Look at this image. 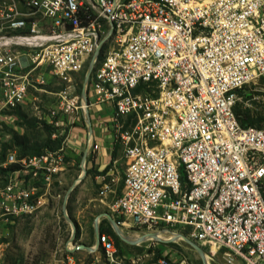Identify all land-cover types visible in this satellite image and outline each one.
Listing matches in <instances>:
<instances>
[{
    "label": "built area",
    "instance_id": "1",
    "mask_svg": "<svg viewBox=\"0 0 264 264\" xmlns=\"http://www.w3.org/2000/svg\"><path fill=\"white\" fill-rule=\"evenodd\" d=\"M0 41V237L12 220L48 205L70 168L58 111L74 123L93 105H111L126 160L111 207L139 232L134 239L187 237L224 250L230 263L264 264V127H243L236 113L264 78V0H0ZM12 47L29 50L33 67ZM43 67L69 85L83 76L88 100L66 85L58 110L35 106L61 139L57 149L4 152L13 112L30 87L46 84L36 76ZM87 164L78 162L75 182ZM119 181L104 179L100 195ZM96 243L104 259L89 264H195L182 255L122 256L100 229Z\"/></svg>",
    "mask_w": 264,
    "mask_h": 264
},
{
    "label": "rangeland",
    "instance_id": "2",
    "mask_svg": "<svg viewBox=\"0 0 264 264\" xmlns=\"http://www.w3.org/2000/svg\"><path fill=\"white\" fill-rule=\"evenodd\" d=\"M75 81L77 91H80L83 76L75 75ZM61 82L55 78L51 86L53 89H62L66 82ZM250 89L251 92L238 102L236 111L240 114L241 122L249 119V116L256 117L257 122L252 126L264 127V78L258 79ZM56 102L57 100H39L37 106L42 114H48L46 105L51 106ZM36 113L37 110L29 103L24 104L13 112L12 121L2 133L5 148L15 150L19 157L57 149L61 145L58 141L60 138H52V132L50 135L46 129V122H39ZM59 114L60 111L57 116ZM118 157L117 173L122 178L126 161L122 158V152ZM77 164L78 162L61 177L63 181L55 186V195L48 205L35 214L20 216L7 224L0 237V264H70L68 257L72 258V264H89L95 258L102 261L104 251L96 243L97 228L109 234L116 248L126 257H139L156 262L161 256L182 255L189 257L195 264H246L238 260L230 263V257L224 250L215 251L209 247L203 248V253L206 254L204 258L195 248L182 240L169 245L161 242L157 244L151 240H145L139 245L132 243L139 232L133 229L122 215L111 209L113 202L121 194V182L113 186L116 191L110 194L112 199L109 206L105 203V197L100 195V184L96 182L92 171H87L84 178L72 188L79 175ZM106 213H109L116 222L125 221L123 224L125 239L111 225ZM81 243L86 244L87 251L72 250Z\"/></svg>",
    "mask_w": 264,
    "mask_h": 264
},
{
    "label": "crops",
    "instance_id": "3",
    "mask_svg": "<svg viewBox=\"0 0 264 264\" xmlns=\"http://www.w3.org/2000/svg\"><path fill=\"white\" fill-rule=\"evenodd\" d=\"M12 48L20 54L24 66L33 67L34 64L31 61L29 50L25 48ZM41 74L44 75L46 84L30 87L26 97V103H29L33 108H35V106L39 104V100H57V102L53 103L51 106L46 105L49 114L52 109L58 110V93L61 89H53V86H51L55 77L52 75L50 70L43 67L42 70L37 71L36 76ZM57 81L62 83L60 80ZM64 84L65 86L69 85L67 83ZM69 86L71 87V93L83 95V86L80 91H77L76 81ZM112 113L113 107L111 105H93L85 114L80 112L75 118L74 123H71L69 117L64 116L62 113L58 115L65 119V122L68 123L65 126V129L68 133L67 146L70 156V168L72 166H76V163L80 160L86 159L88 161L87 171H92L96 182L100 184V189L101 183L104 179L109 181L111 178L116 177L117 179H121L120 182L122 184V178L117 173L119 170L118 156L121 152L122 158H124V155L122 146L116 141L115 131L110 124ZM90 134H92L91 138ZM93 144H98L99 148L88 152L87 148L92 147ZM104 199L106 200L105 203L111 206L110 204L112 198L110 197V194L105 196ZM121 255L125 256L123 254ZM97 260L99 259L95 258V260H92L91 262L95 263ZM70 264H72V262H70Z\"/></svg>",
    "mask_w": 264,
    "mask_h": 264
},
{
    "label": "water",
    "instance_id": "4",
    "mask_svg": "<svg viewBox=\"0 0 264 264\" xmlns=\"http://www.w3.org/2000/svg\"><path fill=\"white\" fill-rule=\"evenodd\" d=\"M247 94H249V92L247 91L246 92ZM84 98H85V100L87 101L88 100V97H87V91H86V89L85 88H83V95H82ZM86 175V172L84 173V175L79 179V181H77V182H75L74 184H73V186H72V188L74 187V186H76L83 178H84V176ZM69 193H70V191H69ZM68 196H69V194H68ZM67 196V197H68ZM67 202V201H66ZM65 205H66V203H65ZM106 216L109 218V220L111 221V224H112V226L115 228V230L116 231H118V233L120 232L121 233V236L125 239L126 238V234H124L123 232H122V230L120 229V227L118 226V224H117V222L114 220V218L109 214V213H106ZM96 232H97V234H98V232H99V228H97V230H96ZM151 237H155V235L154 234H148V235H146V236H142V237H139V238H137V239H134L133 240V242L132 243H134V244H138V243H141V242H144L145 240H150V238ZM183 239L189 244V245H191L193 248H195L203 257H204V253H203V248L199 245V244H196V243H194L192 240H190L189 238H187V237H183ZM88 247L86 246V244H83V243H81V244H78V245H76V246H74L73 248H72V250H77V249H87ZM88 250V249H87Z\"/></svg>",
    "mask_w": 264,
    "mask_h": 264
},
{
    "label": "trees",
    "instance_id": "5",
    "mask_svg": "<svg viewBox=\"0 0 264 264\" xmlns=\"http://www.w3.org/2000/svg\"><path fill=\"white\" fill-rule=\"evenodd\" d=\"M17 110V109H16ZM21 116H24L22 113H20V112H18ZM236 113H237V116H238V118H239V120H240V122H241V119H240V114L236 111ZM243 122V121H242ZM241 122V124H242V126L243 127H248V126H252V125H254L256 122H257V118L256 117H250L249 116V119L247 118V119H245V121L242 123ZM259 128H261V127H259ZM46 129L49 131V133H50V135H51V132H52V129H51V127H48V125L46 126ZM54 141H56V140H54ZM60 143H59V145L61 144V139H59L58 140ZM6 146H4V152L6 151V148H5ZM4 152H2V154H1V157L2 156H4ZM42 153V152H41ZM38 154H40V153H38ZM34 155H36V154H34ZM105 233V232H104Z\"/></svg>",
    "mask_w": 264,
    "mask_h": 264
},
{
    "label": "bare ground",
    "instance_id": "6",
    "mask_svg": "<svg viewBox=\"0 0 264 264\" xmlns=\"http://www.w3.org/2000/svg\"><path fill=\"white\" fill-rule=\"evenodd\" d=\"M38 39L37 38H33V39H26V41H29V42H34V41H37ZM1 43V41H0ZM206 254H204V258H205ZM209 257V256H208ZM249 264V263H248Z\"/></svg>",
    "mask_w": 264,
    "mask_h": 264
}]
</instances>
